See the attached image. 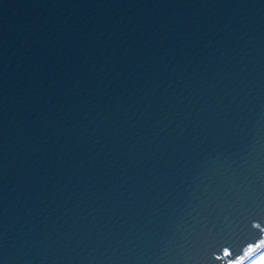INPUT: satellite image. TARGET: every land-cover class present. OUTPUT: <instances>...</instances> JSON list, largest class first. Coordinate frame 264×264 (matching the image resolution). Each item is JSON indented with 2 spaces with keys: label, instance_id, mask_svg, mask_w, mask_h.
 <instances>
[{
  "label": "water",
  "instance_id": "obj_1",
  "mask_svg": "<svg viewBox=\"0 0 264 264\" xmlns=\"http://www.w3.org/2000/svg\"><path fill=\"white\" fill-rule=\"evenodd\" d=\"M263 251L264 0H0V264Z\"/></svg>",
  "mask_w": 264,
  "mask_h": 264
},
{
  "label": "rangeland",
  "instance_id": "obj_2",
  "mask_svg": "<svg viewBox=\"0 0 264 264\" xmlns=\"http://www.w3.org/2000/svg\"><path fill=\"white\" fill-rule=\"evenodd\" d=\"M261 257H264V251L260 255H258L256 258H254L252 261H254V260L259 261L261 259ZM252 261L249 262L248 264H252ZM255 261L253 262V264H255Z\"/></svg>",
  "mask_w": 264,
  "mask_h": 264
},
{
  "label": "snow or ice",
  "instance_id": "obj_3",
  "mask_svg": "<svg viewBox=\"0 0 264 264\" xmlns=\"http://www.w3.org/2000/svg\"><path fill=\"white\" fill-rule=\"evenodd\" d=\"M254 261H252V264ZM255 264H264V257H261V259L259 261H255Z\"/></svg>",
  "mask_w": 264,
  "mask_h": 264
}]
</instances>
